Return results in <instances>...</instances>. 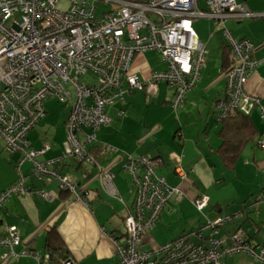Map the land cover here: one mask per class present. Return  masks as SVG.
Masks as SVG:
<instances>
[{"label": "built area", "instance_id": "2783aa9c", "mask_svg": "<svg viewBox=\"0 0 264 264\" xmlns=\"http://www.w3.org/2000/svg\"><path fill=\"white\" fill-rule=\"evenodd\" d=\"M58 1L0 0V145L10 154H19L14 165L16 181L0 192V208L11 197L31 196L23 172L25 162L31 163V175L37 181L54 180L60 190L80 201L84 187L63 175L57 166L68 157L85 166H98L87 146L96 140L100 127L108 125L107 108L124 103L135 91L155 94L157 84L163 82L172 91L170 106L179 109L206 64V50L192 21L205 17L224 27L227 19L250 16L238 0H202L204 9L199 0H68L63 11L58 9ZM99 3L113 8L98 16ZM223 36L233 64L224 73L226 97L215 105L218 117L222 120L234 113L250 116L257 111L264 126L261 99L245 90L261 63L252 56L254 45L247 39L232 38L225 28ZM146 51L156 52L166 69L153 72L143 81L130 73V67L133 58ZM49 99L70 108L66 141L60 157L40 162L37 156L46 148L33 150L27 136L44 117V104ZM256 146L264 149V130ZM159 163L155 157L128 156L122 165L134 196L132 211L124 218L125 241L116 244L115 264H224L223 258L238 254L247 255L252 264H264V247L248 241L241 231L217 235L216 229L231 217H218L189 235L142 249L144 234L153 229L169 199L179 193L157 175ZM113 177L109 170L100 168L101 187L116 197ZM39 195L52 198L44 189ZM208 203L204 194L192 200L200 213ZM20 243L15 227L0 230V248L7 249L1 261L22 256L33 258L37 264H50L46 253L24 249L15 254L13 248ZM58 263L76 264L72 259Z\"/></svg>", "mask_w": 264, "mask_h": 264}, {"label": "crops", "instance_id": "0c3cea01", "mask_svg": "<svg viewBox=\"0 0 264 264\" xmlns=\"http://www.w3.org/2000/svg\"><path fill=\"white\" fill-rule=\"evenodd\" d=\"M238 3L244 11L250 13L249 17L227 19L224 27L215 25L209 18L194 19L204 21L207 25V32H202L201 36L194 30L205 47L206 64L198 81L187 93L182 106L175 110V115L169 116L166 113L169 112V107L172 108V91L166 83H158L155 94H149L145 90H139L143 91L142 93L135 91L125 97L124 103H116L106 110L108 125L100 127L96 132V140L87 146L98 166H85L71 157L62 159L57 166L59 171L71 177L80 187H84L85 192L82 193L80 201L75 200L72 194L60 190L54 180L37 181L31 175V163L23 164L31 196L11 197L0 208V230L15 227L20 234V245L13 248L15 254L24 249L44 254L46 234L56 225L69 252V259L76 264H115L116 244H123L125 241L124 218L132 211L134 196L130 178L122 171V165L128 156L160 159L156 169L157 175L164 178L170 187L179 190L178 194L169 199V204L162 210L153 229L144 234L142 249L159 247L189 235L201 229L206 224V219L213 221L218 217L231 218L216 229L217 235L227 236L239 230L252 243V237H258V243L264 242V149L256 146L264 126L257 111L250 115L257 135L241 150L231 170L235 171L242 161L240 167L250 172L257 181L254 189L240 198L242 205L238 206H228L226 202L218 199L213 207L210 206L212 198L208 197L209 203L203 214L192 204L194 198L207 195V189L219 185L227 176V173L224 175L225 167L217 153L221 142L217 135L221 120L215 107L218 101L226 97L224 73L233 63L228 42L223 36V28L229 31L232 38L247 39L254 45L252 56L261 63L249 77L245 90L252 97L261 99L264 105V0H238ZM199 6L204 9L203 1L199 0ZM152 52L154 51L137 54L132 60L130 73L140 80L144 81L153 72L166 69L163 61V70L153 68L150 61ZM225 54L228 61L223 66ZM152 101L155 103L152 104ZM64 107L68 108L66 123L69 107ZM84 132L90 133V130L85 129ZM39 144L36 139L30 146L35 151L46 148L37 156L40 162L60 157L63 153L64 142L58 146H55V143ZM0 146V152L5 150L3 145ZM107 147L114 150L109 151ZM8 155L6 180H3V174H0V179L5 181L0 182V192L13 184L17 178L14 165L19 154ZM100 168L113 174L116 197L108 195L101 187L98 178ZM217 173H220L221 178H216ZM115 180H118L119 184H116ZM127 182L132 188L131 200L128 203L123 198L127 191ZM42 189L51 194L50 200L39 195ZM208 209L211 210L209 214ZM197 213L203 215L201 219ZM258 243L254 244L259 245ZM259 246L264 247V243ZM6 252L7 249L0 248V258ZM222 261L224 264H252V260L245 254L228 256ZM3 263L37 264L33 258L22 256L10 257Z\"/></svg>", "mask_w": 264, "mask_h": 264}, {"label": "rangeland", "instance_id": "374dc122", "mask_svg": "<svg viewBox=\"0 0 264 264\" xmlns=\"http://www.w3.org/2000/svg\"><path fill=\"white\" fill-rule=\"evenodd\" d=\"M202 1V0H201ZM68 0H59L58 1V9L59 10H65L68 7ZM113 8L111 4L104 5L102 3H99L96 5V10H97V15H101L105 12L110 11ZM193 20L192 26L194 30L198 33V35L201 36V33L207 32V25L204 21H197ZM208 40V37L206 41ZM206 41H204L206 43ZM208 45V43H206ZM150 61L153 64V68L155 69H164V63L161 62L160 56L156 52H152V57H150ZM164 64V65H163ZM163 83V82H161ZM143 91H139V93H142ZM153 98V97H152ZM152 104L155 103L154 101L151 102ZM68 107V106H67ZM151 107V106H150ZM45 109L47 111V114L45 115L46 117L44 120L40 121L41 123L37 125L27 136L28 140L30 143H34V141L37 139L39 140V143L41 145L45 144H51L55 143V146L62 145L63 142L66 141V131L64 127L65 123V117L68 112V108H65L63 104L59 103L56 99H49L48 101L45 102ZM108 110V108H107ZM169 112H166L169 116H173L177 113L172 108H168ZM107 113V111H106ZM39 144V145H40ZM2 148V146H0ZM9 153L6 152L5 150H1L0 152V174L2 173L4 176L3 180H6L7 176V170L9 167L8 164V159H9ZM17 154V153H15ZM242 162V161H241ZM239 166L240 167V163ZM236 168L235 171H229L223 168L224 170V175L227 173V176L225 177L224 181H221L219 185H214L210 189H207V196L209 198H212V201L210 203V206H215V200H220L221 202L225 203L229 206H238L242 205L241 199L243 196H246L249 194V190L254 189L255 185L257 184L256 179L252 177V174L246 170H243L242 167ZM227 171V172H226ZM237 172V174H235ZM220 173H217L216 178H221ZM0 179V182L3 181ZM5 182V181H3ZM252 182V184H251ZM116 184L118 183V180H115ZM127 184V191L124 194V199L126 202H130L131 200V195L130 192L132 191V188L129 184ZM133 186V185H132ZM210 190V191H209ZM133 192H134V187H133ZM237 200V201H233ZM169 202V201H168ZM220 203V202H219ZM169 204V203H167ZM226 206V205H225ZM195 208V207H194ZM210 209H208L207 214L210 213ZM205 212H203L204 214ZM197 216L201 219L203 216L202 214H198ZM220 216V215H217ZM222 216V214H221ZM221 218V217H220ZM224 217H222V220ZM207 221H211L209 219H206ZM252 241L254 243H258L259 238H254L252 237ZM264 242H259V245H262ZM43 255V254H42ZM1 264H4L1 261ZM55 264H60L56 262Z\"/></svg>", "mask_w": 264, "mask_h": 264}, {"label": "trees", "instance_id": "16d2710c", "mask_svg": "<svg viewBox=\"0 0 264 264\" xmlns=\"http://www.w3.org/2000/svg\"><path fill=\"white\" fill-rule=\"evenodd\" d=\"M227 61L228 58L225 54L223 56V66L227 64ZM63 106L67 105L63 104ZM217 135L221 140L220 145L217 149V153L219 154L224 167L232 170L240 155L241 150L249 142H252L254 140L257 135V130L253 122L251 121L250 116H244L239 113H234L231 116L221 120L220 129ZM44 249V253L49 255L50 264H55L60 259H69V252L67 251L65 244L58 233L56 225H53L47 232Z\"/></svg>", "mask_w": 264, "mask_h": 264}]
</instances>
